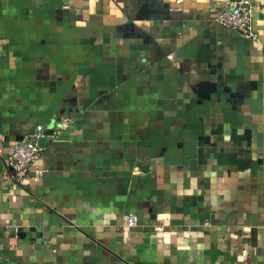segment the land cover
Segmentation results:
<instances>
[{
	"label": "crops",
	"instance_id": "0c3cea01",
	"mask_svg": "<svg viewBox=\"0 0 264 264\" xmlns=\"http://www.w3.org/2000/svg\"><path fill=\"white\" fill-rule=\"evenodd\" d=\"M144 1L0 0V264H264V0L260 43L228 0ZM65 118L14 181L11 146ZM219 126L250 168L200 164Z\"/></svg>",
	"mask_w": 264,
	"mask_h": 264
},
{
	"label": "built area",
	"instance_id": "2783aa9c",
	"mask_svg": "<svg viewBox=\"0 0 264 264\" xmlns=\"http://www.w3.org/2000/svg\"><path fill=\"white\" fill-rule=\"evenodd\" d=\"M184 1L185 0H176V11L181 10ZM257 4L258 0H228L216 11L215 22L219 26L239 35L247 41L260 43L261 35L255 25ZM70 123L71 120L65 118L59 128L52 129L49 132L46 131L44 126H37L33 132L12 145L8 161L12 179L19 184H23L31 168L41 157L43 148L39 145V140L48 139L51 142H56L60 138L63 130ZM138 226L139 217L137 214L127 213L123 216L124 228L132 229ZM157 230L159 231L161 229ZM17 232L18 230L15 229V233ZM6 233L10 234L9 230H7Z\"/></svg>",
	"mask_w": 264,
	"mask_h": 264
},
{
	"label": "water",
	"instance_id": "95a60500",
	"mask_svg": "<svg viewBox=\"0 0 264 264\" xmlns=\"http://www.w3.org/2000/svg\"><path fill=\"white\" fill-rule=\"evenodd\" d=\"M164 8L169 9V5ZM164 14V11L155 6L152 0H145L140 5L139 19L147 20L149 15ZM246 136H238L237 131L233 130L229 139L225 138L224 129L219 126L209 135L200 139V148L198 150L199 162L202 165H209L214 160L217 170L224 168L237 167L239 170L248 169L252 165L251 144L246 140ZM246 143V145H244Z\"/></svg>",
	"mask_w": 264,
	"mask_h": 264
}]
</instances>
